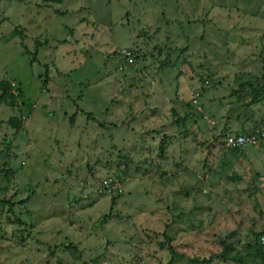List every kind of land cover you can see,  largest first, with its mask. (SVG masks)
I'll use <instances>...</instances> for the list:
<instances>
[{"label": "rangeland", "instance_id": "1", "mask_svg": "<svg viewBox=\"0 0 264 264\" xmlns=\"http://www.w3.org/2000/svg\"><path fill=\"white\" fill-rule=\"evenodd\" d=\"M0 85V264H264V0H0Z\"/></svg>", "mask_w": 264, "mask_h": 264}, {"label": "built area", "instance_id": "2", "mask_svg": "<svg viewBox=\"0 0 264 264\" xmlns=\"http://www.w3.org/2000/svg\"><path fill=\"white\" fill-rule=\"evenodd\" d=\"M259 135L264 136V132L259 133ZM225 140L227 148H240L246 144L253 145L257 141L256 136H245L243 134L227 135Z\"/></svg>", "mask_w": 264, "mask_h": 264}, {"label": "trees", "instance_id": "3", "mask_svg": "<svg viewBox=\"0 0 264 264\" xmlns=\"http://www.w3.org/2000/svg\"><path fill=\"white\" fill-rule=\"evenodd\" d=\"M34 60V59H33ZM2 89V86L0 85V90ZM3 201L0 200V203H2Z\"/></svg>", "mask_w": 264, "mask_h": 264}]
</instances>
